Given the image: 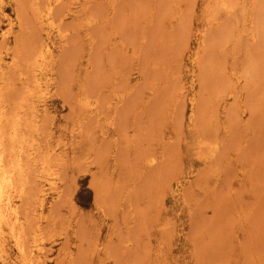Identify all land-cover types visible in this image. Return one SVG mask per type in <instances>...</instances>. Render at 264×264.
Masks as SVG:
<instances>
[{
    "label": "rangeland",
    "instance_id": "obj_1",
    "mask_svg": "<svg viewBox=\"0 0 264 264\" xmlns=\"http://www.w3.org/2000/svg\"><path fill=\"white\" fill-rule=\"evenodd\" d=\"M0 264H264V0H0Z\"/></svg>",
    "mask_w": 264,
    "mask_h": 264
},
{
    "label": "bare ground",
    "instance_id": "obj_2",
    "mask_svg": "<svg viewBox=\"0 0 264 264\" xmlns=\"http://www.w3.org/2000/svg\"><path fill=\"white\" fill-rule=\"evenodd\" d=\"M0 188H1V185H0Z\"/></svg>",
    "mask_w": 264,
    "mask_h": 264
}]
</instances>
